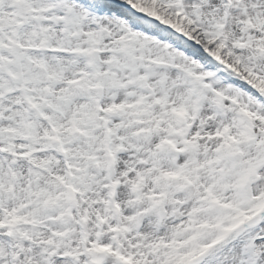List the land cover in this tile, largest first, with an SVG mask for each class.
<instances>
[{
	"label": "snow or ice",
	"instance_id": "1",
	"mask_svg": "<svg viewBox=\"0 0 264 264\" xmlns=\"http://www.w3.org/2000/svg\"><path fill=\"white\" fill-rule=\"evenodd\" d=\"M0 264H264V0H0Z\"/></svg>",
	"mask_w": 264,
	"mask_h": 264
}]
</instances>
